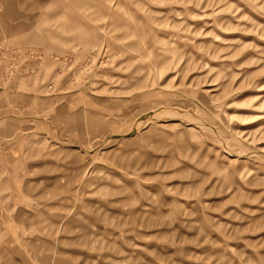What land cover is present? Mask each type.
I'll list each match as a JSON object with an SVG mask.
<instances>
[{
  "label": "rangeland",
  "instance_id": "rangeland-1",
  "mask_svg": "<svg viewBox=\"0 0 264 264\" xmlns=\"http://www.w3.org/2000/svg\"><path fill=\"white\" fill-rule=\"evenodd\" d=\"M0 264H264V0H0Z\"/></svg>",
  "mask_w": 264,
  "mask_h": 264
}]
</instances>
